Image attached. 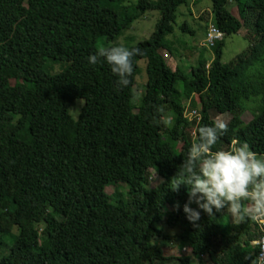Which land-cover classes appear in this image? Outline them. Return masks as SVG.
Instances as JSON below:
<instances>
[{
  "label": "trees",
  "instance_id": "trees-1",
  "mask_svg": "<svg viewBox=\"0 0 264 264\" xmlns=\"http://www.w3.org/2000/svg\"><path fill=\"white\" fill-rule=\"evenodd\" d=\"M209 1L210 23L223 37L186 71L172 69L162 53L170 52L164 39L185 0H0V264L257 260L254 218L240 223L226 210L201 211L193 224L183 211L186 186L170 189L198 128L222 113L230 114L228 131L213 150L246 142L264 156V0H234L230 10L227 0ZM153 10L152 32L129 47L141 53L131 83L117 89L110 66L88 57ZM241 29L248 49L221 62L225 37ZM141 59L145 81L136 97ZM186 104L199 113L194 128L183 117ZM150 169L161 178L151 188ZM154 238L188 253L164 255Z\"/></svg>",
  "mask_w": 264,
  "mask_h": 264
},
{
  "label": "clouds",
  "instance_id": "clouds-1",
  "mask_svg": "<svg viewBox=\"0 0 264 264\" xmlns=\"http://www.w3.org/2000/svg\"><path fill=\"white\" fill-rule=\"evenodd\" d=\"M140 54L138 48L120 44L100 46L88 61L92 65L106 62L117 78L116 88L121 89L131 83L134 57ZM168 122L172 123V119ZM227 131L228 125L222 120L199 127L187 158L171 178L172 191L178 192L181 185L187 188L188 199L183 211L193 224L200 219L201 211L212 217L214 210H226L240 223L249 218H264V156L252 151L246 142L228 150L214 151V146ZM192 204L196 208L191 207ZM174 207L179 210V203ZM251 264H264V257L252 258Z\"/></svg>",
  "mask_w": 264,
  "mask_h": 264
},
{
  "label": "rangeland",
  "instance_id": "rangeland-1",
  "mask_svg": "<svg viewBox=\"0 0 264 264\" xmlns=\"http://www.w3.org/2000/svg\"><path fill=\"white\" fill-rule=\"evenodd\" d=\"M232 7H236L234 0H227L226 8L230 10ZM158 13L157 11H145L144 14L132 22V24L122 30L120 35L110 44H120L125 47H130L136 42L145 39L149 36L154 28V24L157 21ZM210 1L209 0H185L183 4H180L176 8V18L175 22L172 24V32L165 36V41L167 42V47L170 52L164 50L162 53L165 56L167 64L173 69L175 66H183L188 70L189 65L196 63L197 54L202 55V57L210 58L211 49L201 45V40L204 36L205 27L210 23ZM185 24L188 29L192 32L182 31L179 26ZM245 31L243 29L237 31L235 34H231L224 39V44L221 49V62L227 63L238 54L244 53L248 49L249 41L245 38ZM107 45L104 42L103 46ZM138 72L135 76V86L134 92L136 97L141 92L142 84L145 81V71H144V60L141 59L137 62ZM17 83V81H16ZM19 83V81H18ZM137 100V98H136ZM80 101L74 100L73 106L69 108V114L73 120H75L77 115L76 108L78 107ZM251 117L249 110H244L241 114V120L246 122ZM229 113H222L214 118L215 121L222 120L225 123L229 120ZM166 136V131L164 132ZM169 138V137H168ZM171 144L175 148H179V142L171 141ZM150 177L148 179L147 187L151 188L155 186L159 181L160 177L150 169ZM113 190L112 184H107L105 191L111 193ZM171 207H165L164 210H170ZM232 219V217H231ZM166 232L173 236L176 232L175 229L166 228ZM153 242L159 245L163 251L164 255L180 256L187 254V249H181L177 246L176 241L173 240H163L161 238H154ZM195 260H192V264H195ZM170 264V262H169ZM172 264V263H171Z\"/></svg>",
  "mask_w": 264,
  "mask_h": 264
},
{
  "label": "built area",
  "instance_id": "built-area-1",
  "mask_svg": "<svg viewBox=\"0 0 264 264\" xmlns=\"http://www.w3.org/2000/svg\"><path fill=\"white\" fill-rule=\"evenodd\" d=\"M223 36V33L215 27L212 23H209L204 30V36L202 38L201 45L206 47L207 49H211L215 42L220 40ZM208 66V62L205 65ZM183 117L187 119L192 125V128L195 127V125L199 121V113L195 108L189 107L188 104H186L184 110H183ZM192 134L194 131L191 132ZM257 228L261 232V235L254 241H252V244H255L258 246V253H257V260H259L261 257H264V218H254Z\"/></svg>",
  "mask_w": 264,
  "mask_h": 264
},
{
  "label": "crops",
  "instance_id": "crops-1",
  "mask_svg": "<svg viewBox=\"0 0 264 264\" xmlns=\"http://www.w3.org/2000/svg\"><path fill=\"white\" fill-rule=\"evenodd\" d=\"M204 30V29H203Z\"/></svg>",
  "mask_w": 264,
  "mask_h": 264
}]
</instances>
